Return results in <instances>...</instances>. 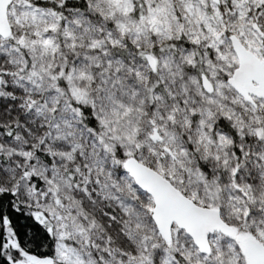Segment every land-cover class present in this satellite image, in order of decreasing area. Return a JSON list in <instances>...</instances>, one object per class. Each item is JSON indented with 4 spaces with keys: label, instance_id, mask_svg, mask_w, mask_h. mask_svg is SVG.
<instances>
[{
    "label": "snow or ice",
    "instance_id": "snow-or-ice-1",
    "mask_svg": "<svg viewBox=\"0 0 264 264\" xmlns=\"http://www.w3.org/2000/svg\"><path fill=\"white\" fill-rule=\"evenodd\" d=\"M0 264H264V0H0Z\"/></svg>",
    "mask_w": 264,
    "mask_h": 264
}]
</instances>
